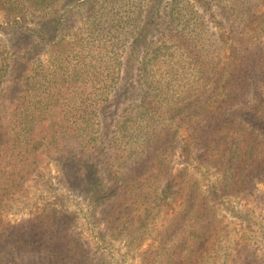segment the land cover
I'll return each instance as SVG.
<instances>
[{"label":"trees","instance_id":"trees-1","mask_svg":"<svg viewBox=\"0 0 264 264\" xmlns=\"http://www.w3.org/2000/svg\"><path fill=\"white\" fill-rule=\"evenodd\" d=\"M175 147L199 165L172 166ZM43 159L102 208L93 246L60 194L7 220L56 190ZM257 183L264 204V0H0V264H119L106 236L141 264H264V225L237 212Z\"/></svg>","mask_w":264,"mask_h":264},{"label":"rangeland","instance_id":"rangeland-1","mask_svg":"<svg viewBox=\"0 0 264 264\" xmlns=\"http://www.w3.org/2000/svg\"><path fill=\"white\" fill-rule=\"evenodd\" d=\"M210 20L212 22H214V21L217 22V20H219V17L217 15L216 11L211 12ZM70 31L73 32V29L70 28ZM67 33H68V31H66L65 34H67ZM225 54L227 56L228 51H225ZM178 57H177V59L181 60L182 64H184L183 61L188 60L185 53H183L181 50H179ZM186 65L190 66V67L185 69V70L178 69L179 73H180L177 77L178 81L181 79L182 73H185V74H187V79H190L191 85H194L195 83L193 81V76L190 75L194 72V70H193L194 64L190 63V59H189V61L186 62ZM166 68H164V71H165L164 75L170 77V75L168 74L169 68H167V69ZM97 87H98V85L96 87H92V89H95ZM261 94L263 95V91H261ZM116 106H118V105H114L111 108V112L113 111V108ZM124 106H125L124 104L120 105V108L117 112L119 113L121 111V108ZM106 110L110 111L109 108ZM246 110L247 109H245V111ZM239 114H242L241 111H238V113H237L238 117H240ZM240 118H242V117H240ZM242 119H244V118H242ZM181 136H185L184 130L181 131ZM170 160H171L172 166H174L175 168H178V169L188 168L191 170V168L195 169L199 165V161L195 157H193V155H191V157L180 156V148L175 149V153H173V158ZM42 162L43 163L41 166L44 168H48L50 176H52L51 183H49V184H51L53 186L52 188H55L56 190L54 191V189H53L52 192L49 193L45 189H43V186H44L43 184H38L36 187H33L31 190H29L27 192V197L29 198V203H27V205H24V202H25L24 200L20 199L18 196H15L14 200L9 201L10 206L7 209L8 210L7 220L10 221L11 223H13L11 225H14V224H16V222L19 219L20 220L26 219V218L30 217L31 214H34V212H39V209H37V208H40L42 206V203H46V201H47V203L52 204L56 200L54 197L55 194L56 195L60 194L61 196H65L68 198V200L65 201V204L68 206V210L69 211H73V210L77 211V214L79 217V221L77 222V226H78L77 229L81 230L80 232L82 233L84 239L88 240L90 245L93 246V244L95 242H97L98 240H100L102 235H103L102 229H104V225H103V221H102V218H103L102 217V208L101 207L96 208V209L91 208L88 212L86 201L84 200V198L73 194L71 191H67V189L62 186V180L61 179L59 180L58 173L56 172V167L53 165V162L52 161L49 162L46 159H43ZM47 162H48V164H47V166H45ZM177 172L178 171L176 170L174 173H177ZM197 175H198V179L201 180L203 187H206L207 185H210L211 183L216 181V175L212 172H210L209 175H206L205 169H203V168H201V171L198 172ZM54 177H56V178H54ZM45 178L48 179V176L45 175L42 178V180H44ZM177 179L178 178H175V180H177ZM256 185H257V187H255L253 191H248V192H252V195L250 197H248V204L243 205L244 204L243 202H245V200L242 201V204H239L237 206V212H239L240 215H243L244 212L248 211L256 219L261 220V222H262L261 225H264V204L259 203L258 200L256 199V197H259L263 193V187L259 183H257ZM40 194L46 196L48 199L42 200L41 197H39ZM24 199H25V197H24ZM90 213H92L93 216H90L89 215ZM220 216L221 217L223 216L224 222L229 223V225L231 227H236V228L239 227L238 226V219L236 217H234L233 215H230L224 211H220ZM86 218H88L89 220H86ZM156 222L157 223H155V224L160 225L162 222L161 218L158 219ZM105 238H106V242L103 244L104 248L101 249L100 251L96 250L97 255H100L99 259L107 257V259H109L110 261H116L119 264H141L142 258L140 256L139 251H136L132 254H129L126 257L125 253L127 250L126 246L128 243L124 238L111 239L108 236H106ZM142 246H143L142 248H145L146 243ZM26 261L28 262L27 259H26Z\"/></svg>","mask_w":264,"mask_h":264}]
</instances>
